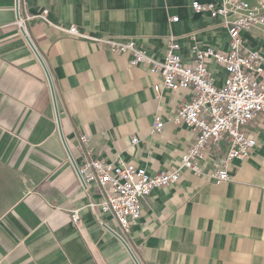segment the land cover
I'll list each match as a JSON object with an SVG mask.
<instances>
[{"label": "crops", "instance_id": "obj_1", "mask_svg": "<svg viewBox=\"0 0 264 264\" xmlns=\"http://www.w3.org/2000/svg\"><path fill=\"white\" fill-rule=\"evenodd\" d=\"M194 2L210 0H0V264H136L118 236L141 264H264L263 125L251 129L258 145L249 159L229 165L231 182L183 172L179 184L152 193L139 223L122 234L113 217L90 207L101 192L96 184L86 189L76 167L92 158L152 176L178 168L197 133L169 119L192 92L161 90V77L127 56L34 19L29 32L46 70L15 26L19 14L47 10L54 24L135 40L159 61L174 38L190 64L195 44L229 48L222 20L196 13ZM208 65L223 86L225 70ZM157 117L166 123L160 135L153 133ZM84 135L90 142L82 147ZM213 164L209 156L206 173Z\"/></svg>", "mask_w": 264, "mask_h": 264}, {"label": "built area", "instance_id": "obj_2", "mask_svg": "<svg viewBox=\"0 0 264 264\" xmlns=\"http://www.w3.org/2000/svg\"><path fill=\"white\" fill-rule=\"evenodd\" d=\"M192 7L198 14L208 13L222 20L229 38L227 52L195 44L192 61L187 64L180 55V44L171 38L165 59L159 61L141 50L135 40L93 38L76 27L66 29L54 24L47 10L34 17L19 14L15 23L31 46L35 44L29 23L39 19L52 29L101 44L113 54L127 56L133 67H146L152 75L161 77V90L192 92V99L169 119V123L197 133L178 168L152 176L132 164L115 165L92 158L84 166L76 167L81 184L86 189L96 184L101 192L99 204L90 207L97 208L99 216L113 217L122 234H129L139 223L143 205L152 193L179 184L183 172L189 171L196 177L208 176L216 184L231 182L229 165L235 160L249 159L258 145L251 129L257 124L264 126V0H210L207 4L194 2ZM172 22H179V18H173ZM252 41L263 47L250 49L248 44ZM209 62L225 70L227 77L223 86L216 85ZM165 125V121L157 117L153 133L162 134ZM89 142L87 135L80 138L82 147ZM137 143L138 139L132 140V145ZM209 156L214 164L208 174L204 164ZM71 218L79 225L80 211H75Z\"/></svg>", "mask_w": 264, "mask_h": 264}, {"label": "water", "instance_id": "obj_3", "mask_svg": "<svg viewBox=\"0 0 264 264\" xmlns=\"http://www.w3.org/2000/svg\"><path fill=\"white\" fill-rule=\"evenodd\" d=\"M35 50V52L37 53V55L39 56V59L41 60L43 66L45 67V69L47 70L46 66H45V63H44V60L42 59V57L40 56V54L38 53L36 47L32 46ZM49 76V82H50V86H51V90H52V93H53V98L55 100V104H56V95H55V89H54V85H53V82H52V79L50 77V75L48 74ZM57 119L59 120V114L57 113ZM118 238L123 242V244L126 246V248L128 249V251L130 252L132 258L134 259V261L136 262V264H141L139 262V260L137 259V257L135 256L134 252L132 251L130 245L127 243V241H125V239H123L121 236H118Z\"/></svg>", "mask_w": 264, "mask_h": 264}, {"label": "rangeland", "instance_id": "obj_4", "mask_svg": "<svg viewBox=\"0 0 264 264\" xmlns=\"http://www.w3.org/2000/svg\"><path fill=\"white\" fill-rule=\"evenodd\" d=\"M8 181H11V179H8ZM12 182L14 183V185L16 184L18 188L20 187V180L18 178H14V181L12 180Z\"/></svg>", "mask_w": 264, "mask_h": 264}]
</instances>
